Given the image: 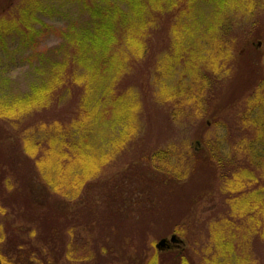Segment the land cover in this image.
I'll return each instance as SVG.
<instances>
[{"label":"rangeland","instance_id":"374dc122","mask_svg":"<svg viewBox=\"0 0 264 264\" xmlns=\"http://www.w3.org/2000/svg\"><path fill=\"white\" fill-rule=\"evenodd\" d=\"M25 1L0 0V29L5 25L9 29L6 33L11 34L5 37V43H0V92L10 97L22 95L36 82L27 74L32 71L24 61L31 52L22 48L18 38L14 39L19 10ZM45 3L46 13L39 19L46 27L37 42L38 50H50L48 55L57 58L55 50L61 44L57 31L78 21L80 8L75 6L76 0ZM261 10L247 22L239 17L232 23L226 22L232 12L216 17L210 7L192 14L191 25L199 27L201 38L207 36L205 43L209 46L198 69L203 90L188 95L186 100L167 103L164 108L155 97V85L143 83L138 77L145 69L154 71L156 55L170 46L175 18L169 16L151 31L147 58L132 69L136 75L129 70L124 82H118L124 90L132 83L144 87L141 109L131 119L136 132L129 135L123 149L106 160L96 178L82 186L76 197L54 193L42 182L22 148L25 122L11 125L0 120V258L23 264L21 258L25 256L13 251L19 247L26 254H38L39 260L30 264H149L152 259H156V264H212L215 259L218 264L236 263L240 250L248 248L247 228H259L247 217L262 219L233 213L221 180L230 173L233 163L219 162V158L223 148L232 144L230 136H234V141H249L252 137L251 131L240 135V120L256 106L264 110L255 98L259 96L264 101V87L252 94L255 85L264 79V35L259 34L264 30V7ZM33 25L34 29L39 28ZM230 28L229 38L233 40L227 43ZM179 66L183 70V65ZM179 76L175 72L168 76L167 80L173 79L166 85L170 91L178 86ZM187 78L191 86L193 77ZM57 103L35 118L40 122L50 119L46 125L66 121L65 113H72L76 104L58 99ZM107 118H111L110 114ZM107 140L105 135V142L98 145L97 151L83 157L85 167L97 165L98 158L109 148V143L104 145ZM156 153L166 157L154 159ZM243 161L246 158L241 156L238 162ZM173 170L180 174L173 175ZM59 184L61 191L67 190L63 183ZM225 230H233L232 241L236 243L234 253L227 254V259L218 256L220 250L213 234L220 239ZM172 235L182 245L157 252L154 246ZM258 241L251 242V253L264 264V241ZM7 250L12 251L10 255Z\"/></svg>","mask_w":264,"mask_h":264},{"label":"trees","instance_id":"16d2710c","mask_svg":"<svg viewBox=\"0 0 264 264\" xmlns=\"http://www.w3.org/2000/svg\"><path fill=\"white\" fill-rule=\"evenodd\" d=\"M72 1L74 0H69V3ZM76 1L78 3L75 6L80 8L79 20L57 31L61 42L55 50L59 56L57 58L48 55L50 50H38L37 42L42 38V29L46 27L39 19L40 15L46 13L45 0L24 2L19 10V28L14 30V39L18 38L16 40L22 48L26 52L28 50L31 52L24 61L32 71V74H27L30 78L33 77V80L36 79V82H33L26 92L16 97L6 96V93L0 92V120L11 125L25 122L22 129L24 154L33 163L42 182L54 193L63 192L67 197H76L82 186L96 178L106 160L115 151L117 153L123 149L125 141L130 140L129 135L135 134L136 129L131 119L135 118L141 107L140 99L143 100L145 95L144 87L141 83L136 85L132 83V88L128 86L125 91L118 82L120 80L124 82L123 79L129 70L136 75L132 69L143 62L150 53L148 40L151 38V31L158 29V24L165 22L167 18L169 20V16L175 18L170 29L171 44L164 53L156 55L154 71L145 69L138 78L143 83L148 81L153 87L155 85V97L164 108L167 103L176 102L179 98L186 100L188 95L200 94L203 90V78L202 75L198 76V69L200 61L205 60L204 56L208 54L209 46L205 43L207 36L201 38L198 34L199 27L191 25L192 14L200 12L203 7H210L212 12L216 13V17L224 12H232L226 22L232 23L239 17L247 22L255 18L264 7V0ZM33 24L39 25V28L34 29ZM231 28L226 35L227 43L233 40L229 38ZM8 30L5 25L1 27L0 43H5V37L9 38L11 35L10 32L6 33ZM263 32L264 30H261L259 34L263 36ZM248 43L249 41L246 45ZM166 52H172L173 56L163 55ZM180 64L183 65V70ZM172 72L180 76L178 86L170 91L166 85L168 81L169 83L173 81L167 80ZM186 74L193 77L191 86L188 85L189 79ZM255 79L256 76L253 81ZM263 87L264 79L255 85L254 88L258 89H254L252 94L258 93ZM117 91L123 93L118 94ZM216 97L218 98L217 94ZM56 98L67 100L69 105L75 102L76 106L72 113H65L67 120L53 121L51 125H46L51 122L47 118H44L46 122L38 121L35 118L36 114L44 115L50 107L58 104ZM255 98L264 105L262 98L259 96ZM69 109H72V106H69ZM108 114L111 118H107ZM263 114L264 110L261 111L256 106L250 114L242 118L239 122L240 135L251 131L252 137L249 141L248 139L239 141V138L234 141V136H230L232 144L223 148L224 152L219 158V162L233 163L229 167L230 173L221 177L223 192L231 199L229 207L233 213L240 214H236L237 216L251 214L262 219L247 217L248 222L259 228L254 226L247 228L245 243L248 248H242L236 263L232 264H263L252 255L254 249L250 245L252 241L260 240L257 242L260 244L264 241ZM105 135L108 136V140L104 145L107 146L109 143L108 150L104 155L98 156V163L94 168L85 167L82 163L83 157L90 151L95 153L98 145L105 142L102 141ZM241 156H244L246 161L238 162ZM153 157L163 160L166 156L164 153H156ZM172 173L175 176L180 174L176 170ZM59 183H63L67 190L61 191ZM223 192L220 190L221 195ZM232 231L230 230V233L227 230L223 231L220 239H216L213 233L214 242H217L220 250L218 254L220 258L227 259V254L235 251L236 243L232 241ZM15 249L21 256H25L21 258L23 264L39 260V257L36 258L37 253L29 251L26 254L19 247L13 251ZM11 252L7 250L6 254L10 255ZM210 263L218 264L216 259ZM0 264H12L11 259L0 258ZM149 264H156V259H152Z\"/></svg>","mask_w":264,"mask_h":264},{"label":"flooded vegetation","instance_id":"af4514ba","mask_svg":"<svg viewBox=\"0 0 264 264\" xmlns=\"http://www.w3.org/2000/svg\"><path fill=\"white\" fill-rule=\"evenodd\" d=\"M172 237H174V240H171ZM162 240H165V246L162 247V248H159V249H158L156 246H157V244H158L160 241H162ZM162 240H160V241L154 246V248L156 249L157 252H160V251H162V250H166V251H168V250H170V249H173V248L176 247V246L182 245V242H181L180 240H178L174 235H172V236L170 237L169 240H167V239H162ZM146 264H147V263H146Z\"/></svg>","mask_w":264,"mask_h":264},{"label":"water","instance_id":"95a60500","mask_svg":"<svg viewBox=\"0 0 264 264\" xmlns=\"http://www.w3.org/2000/svg\"><path fill=\"white\" fill-rule=\"evenodd\" d=\"M171 240H174V237H172ZM164 246H165V240H162V241H160V242L157 244L156 247L159 249V248H162V247H164Z\"/></svg>","mask_w":264,"mask_h":264}]
</instances>
